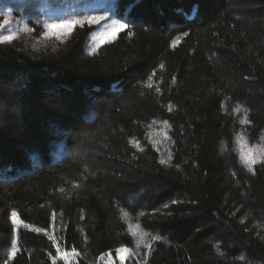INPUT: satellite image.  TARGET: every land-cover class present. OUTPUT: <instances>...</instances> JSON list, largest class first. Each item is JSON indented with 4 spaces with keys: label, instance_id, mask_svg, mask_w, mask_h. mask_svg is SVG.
<instances>
[{
    "label": "trees",
    "instance_id": "obj_1",
    "mask_svg": "<svg viewBox=\"0 0 264 264\" xmlns=\"http://www.w3.org/2000/svg\"><path fill=\"white\" fill-rule=\"evenodd\" d=\"M104 13L127 25L104 43L102 22L42 35ZM5 19L0 264H264V0H0Z\"/></svg>",
    "mask_w": 264,
    "mask_h": 264
},
{
    "label": "snow or ice",
    "instance_id": "obj_2",
    "mask_svg": "<svg viewBox=\"0 0 264 264\" xmlns=\"http://www.w3.org/2000/svg\"><path fill=\"white\" fill-rule=\"evenodd\" d=\"M103 19H104V17H87L85 19H63V20L54 21V22H46L44 24L45 31L42 33V35L45 37L55 36L57 39H61L62 37L69 35L75 26L82 25L85 23V21L89 24H97V23H99V21H101ZM8 23H9V21L7 19H5L4 23L0 24V28H4V26ZM126 27H127L126 24H123V23L119 22L118 20H112L111 25H110V31L98 33L96 36L93 37V39L97 40L98 44L104 43V42H106V40L114 38L116 31L122 30ZM28 30L31 31V29H28ZM14 38L15 37L13 35H6V36L2 37V41H11ZM241 110L242 109L240 108V106H237L234 109V111H237V112L241 111ZM241 122L244 123V122H246V120H242ZM164 123H165V125L167 124L166 121ZM241 139L237 140V143L240 144V147H241L240 159L246 166L251 168V166L253 164H255L257 162V160H256V158H254L252 149H248L247 152L243 151L244 144L241 143ZM161 163H164V161H161ZM11 215L13 217V223L16 224L18 222L16 219V213L13 212ZM123 215L126 216L127 213H123ZM36 231H40V229H36ZM152 239L157 240V239H159V237L153 236ZM13 243H15V242H13ZM58 251H59V249H58ZM116 253H117V256L119 257V259L122 261V264H123V261L126 260L131 255L130 250H128L126 248H119L116 250ZM69 255L75 256L78 254L73 249L71 253H68V252L63 253L60 256V258L67 261ZM109 256H111V253H109ZM53 264H55V261L53 262Z\"/></svg>",
    "mask_w": 264,
    "mask_h": 264
},
{
    "label": "rangeland",
    "instance_id": "obj_3",
    "mask_svg": "<svg viewBox=\"0 0 264 264\" xmlns=\"http://www.w3.org/2000/svg\"><path fill=\"white\" fill-rule=\"evenodd\" d=\"M100 17H104L103 20L99 21V23H101L102 21H104L100 26L97 27V32L98 33H101V32H105V31H110V25H111V21L112 20H118V19H115V18H109V15H105V16H100ZM119 21V20H118ZM120 22V21H119ZM99 23L97 24H92V25H98ZM89 24V23H88ZM125 29V28H124ZM124 29L122 30H119V31H116L115 35H117L119 32L123 31ZM170 29V28H169ZM97 35V34H96ZM95 35V36H96ZM112 39V38H111ZM110 40V39H108ZM100 101H105V100H100ZM5 110H8L7 107H3V106H0V113L1 112H5ZM11 112V111H10ZM64 112V111H63ZM62 111H60V114L63 113ZM13 114H15V111H12ZM3 116H0V118H2ZM85 118H81L82 121H85ZM88 118H91V115L88 117ZM59 133H57L56 135H58ZM55 135V136H56ZM82 156V155H81ZM80 156V159H82V157ZM18 221V220H17ZM12 223H13V217H12ZM14 227L15 228H21L22 227V224L18 221L16 224H14ZM62 254H60L57 258V261H61L63 262L64 264H69L70 262H72V255H69L68 256V259L67 261L64 260V259H61L60 256ZM104 264H122V261L119 259V257L117 256V253H115L114 256H109L107 255L106 258L104 259ZM123 264H125V260L123 261Z\"/></svg>",
    "mask_w": 264,
    "mask_h": 264
}]
</instances>
